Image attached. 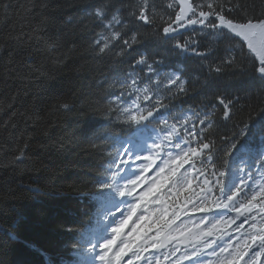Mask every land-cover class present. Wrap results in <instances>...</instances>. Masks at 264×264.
<instances>
[{
	"label": "trees",
	"instance_id": "16d2710c",
	"mask_svg": "<svg viewBox=\"0 0 264 264\" xmlns=\"http://www.w3.org/2000/svg\"><path fill=\"white\" fill-rule=\"evenodd\" d=\"M190 3L189 21L198 22L182 29L173 0H0V264H79L117 155L140 133L197 149L191 182L168 201L208 189L215 199L220 171L234 181L264 169L259 61L241 37L200 23L201 12L217 25L215 12L258 23L264 0ZM164 27L174 31L162 41ZM142 54L153 75L134 66ZM166 74L181 80L170 84ZM218 98L231 105L229 119ZM175 160L166 183L186 164L173 174ZM249 191L233 187L236 204L251 203Z\"/></svg>",
	"mask_w": 264,
	"mask_h": 264
},
{
	"label": "snow or ice",
	"instance_id": "6c2138e0",
	"mask_svg": "<svg viewBox=\"0 0 264 264\" xmlns=\"http://www.w3.org/2000/svg\"><path fill=\"white\" fill-rule=\"evenodd\" d=\"M209 9L213 8V5L209 4L208 5ZM191 10V9H189ZM213 12H201L200 16L202 17V20L200 21V23L203 24L204 27H208L209 24H211L212 28L218 29V28H223V29H227L230 33H234L236 36L241 37L246 43H247V47L250 50L251 53L255 54L256 59H258L259 61V67L256 69V71L258 72V74L262 77H264V16H262L259 19L258 23H252V19L253 17L248 16L246 21L241 22V21H234L231 18H227L224 14L220 13V12H215L216 15V19L219 21V24H214L211 21L208 20V17L210 15H213ZM97 15H99V13H97ZM183 15V12L181 13L180 16H177L176 19L179 21L181 19ZM140 19H144V13L141 12L140 13ZM205 21H207V23H205ZM192 24H196L198 21L196 20H191L189 21ZM174 29L170 28V27H164L162 29V33L163 35L160 36V39L163 41L165 37L169 36V33L173 32ZM115 37H113L114 39ZM132 43L128 44L127 41H125V43L127 44V46L129 48L132 47L133 44L136 43L137 37L135 35L132 36ZM108 47L107 44L104 45V47H101L99 49V51L101 53H103L105 51V49ZM175 48L177 49H181V44L180 43H175L174 45ZM158 62V61H156ZM223 63V62H222ZM154 64L149 61L148 57L145 55H141L138 56L135 61H134V66H138V67H145V70L148 72L149 75H153L154 72ZM231 66V62L229 61L227 63V65L225 67H230ZM225 67H221V66H217L214 71H216L217 73H221L225 70ZM164 79L167 80L170 84H177L178 81L181 80V75L178 74H166L164 76ZM185 83L186 82H180L178 84V89L180 92H184L185 91ZM159 87V85L157 86ZM170 90V89H169ZM145 91H147V89H145ZM147 98V97H146ZM157 104H160V100L157 99ZM218 103L223 105V118L224 119H229L230 118V107L231 105L225 101V99L223 98H218ZM62 107L67 108L68 106L62 105ZM152 112H149V116H152ZM133 120H136V117L133 116L131 117ZM201 125H203L205 122L204 120H200ZM209 127H211V125H209ZM249 128V126H248ZM247 128V129H248ZM173 132H175V128H173ZM256 135L264 138V124H261L260 127L256 130ZM165 139H168V137H165ZM179 146V145H177ZM157 147H159V145H157ZM202 147L204 149H208L210 147L209 143H203ZM125 154H127V150H125ZM197 154V149L196 148H189L183 155V157H178L173 163L175 164V169H173V174H175V170L179 169L180 167H182L185 163L188 162V158L190 155H195ZM140 155H137V157H139ZM144 159H147V157H144ZM126 163V162H125ZM167 163V162H165ZM262 164H264V161H262ZM147 166H145L146 169ZM165 169L164 168H160V171L157 173V177L159 178L161 176L162 173H164ZM219 177L223 178L221 180H218L217 183L222 185L221 187V192L224 195H227V200L228 201H232L233 200V196L236 194L235 192H232V188L236 187L237 191L240 190V188L243 185V179H239V180H234V181H230L229 180V174L226 173L225 171H220L219 172ZM141 177L137 176L136 179H132L130 180V184L132 185V188L135 189V187L138 185V182L141 181ZM185 177H181V180H184ZM164 180H160L159 183H153L152 187H149L146 191H143L140 195H139V201L141 203H147L148 198L152 197L154 195V193L156 191H158V189L160 187L163 186ZM108 187H111V185H108ZM209 191H211V189H208ZM231 194H228L230 193ZM119 196L124 197L126 195V192L123 190L119 191ZM127 194H131V192L127 193ZM253 199H255V197H253ZM215 203V202H214ZM202 205H203V201H202ZM196 206L193 205V211H201V212H209L211 211L210 208L204 207V206ZM138 207V205H132L131 206V211L128 212L124 218L120 221L119 225L117 227L112 228V233H114L115 235L111 238V239H107L105 243L100 244L99 246L104 249V250H108L111 249L113 247V245L116 242L117 237H119L121 235L122 230L128 225L129 221L131 220L133 214L136 211V208ZM222 207H228L227 204L224 203H217L216 204V208H222ZM149 220L148 216H144L142 215L140 217V221L142 223L137 224L136 227H134L132 229V232L129 234L130 238H139L140 235V230L142 228H144V223L143 222H147ZM130 247V245H125L124 247L120 248L119 253L116 254V259L119 260L120 257L122 255L125 254V252L127 251V249ZM261 247H264V241H262ZM257 255H259V253H257ZM101 260H104V256L100 257ZM129 264H131V261H129Z\"/></svg>",
	"mask_w": 264,
	"mask_h": 264
},
{
	"label": "rangeland",
	"instance_id": "374dc122",
	"mask_svg": "<svg viewBox=\"0 0 264 264\" xmlns=\"http://www.w3.org/2000/svg\"><path fill=\"white\" fill-rule=\"evenodd\" d=\"M131 157H133L132 153L130 154V158ZM136 160L137 161H135L133 164L128 165L126 167L125 171L123 170V176L124 177H122L123 178L122 182L125 185L129 184V191H131L133 193V195L131 193L130 194L131 196L129 197L132 202H135L136 195H138L139 193L141 194L143 191H146L149 187L153 186L154 182L155 183L157 182V180H156L157 178L152 177L150 180L147 181L146 186L139 188V186L137 185L135 187V189L132 188V185L129 182L132 179H136V175H138V170H139V168H141V166L139 165L138 158ZM137 166H138V168H136ZM183 177H185V176H183ZM181 182L186 183V177L184 180H181ZM142 184L143 183H141L140 185H142ZM263 185H264V182H263ZM117 186H118V184L112 188V194L116 193ZM260 189H263V187L261 186ZM234 216L236 219L241 217L239 214H234ZM201 221H202V219H200V218L193 219V218L182 217L177 222V229L180 232L181 231H187L192 239L200 238L205 233L204 226H203ZM156 239H157V235H155L154 237H150L149 241L154 244ZM188 255L192 256V254L190 252L185 253V256H188ZM202 264H209V261L202 263Z\"/></svg>",
	"mask_w": 264,
	"mask_h": 264
},
{
	"label": "water",
	"instance_id": "95a60500",
	"mask_svg": "<svg viewBox=\"0 0 264 264\" xmlns=\"http://www.w3.org/2000/svg\"><path fill=\"white\" fill-rule=\"evenodd\" d=\"M173 1L179 7V16L183 12L181 19L179 21L176 19V24H181L183 22H186L190 16V14L192 13V7L190 5V0H173ZM189 9H191V10H189ZM221 29L229 32L227 29H223V28H221Z\"/></svg>",
	"mask_w": 264,
	"mask_h": 264
}]
</instances>
